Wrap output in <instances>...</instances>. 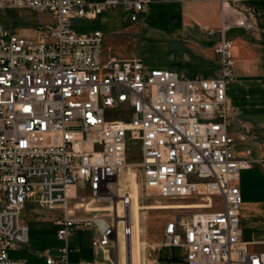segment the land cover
I'll return each mask as SVG.
<instances>
[{
  "label": "built area",
  "instance_id": "2783aa9c",
  "mask_svg": "<svg viewBox=\"0 0 264 264\" xmlns=\"http://www.w3.org/2000/svg\"><path fill=\"white\" fill-rule=\"evenodd\" d=\"M159 1L0 0V13L50 18L23 31L0 24V264H27L9 252L28 243L21 213L32 199L61 211L53 224L63 246L57 256L46 255V264H72L69 239L76 231L92 230L96 256L123 245L133 233L132 196L119 176L133 167L131 145L147 195L196 206L164 225L159 248L181 252V261L169 264H264V254L241 240L235 184L241 171L264 169V147L257 159L234 150L235 114L226 96L234 66L227 33L258 31L254 9L243 0H198L220 5L221 26L201 28L215 38V77L150 69L137 55L116 58L104 48L102 31L72 29L76 20L115 8L138 24Z\"/></svg>",
  "mask_w": 264,
  "mask_h": 264
},
{
  "label": "rangeland",
  "instance_id": "374dc122",
  "mask_svg": "<svg viewBox=\"0 0 264 264\" xmlns=\"http://www.w3.org/2000/svg\"><path fill=\"white\" fill-rule=\"evenodd\" d=\"M85 1L97 2L100 0ZM186 5L163 2L154 4L145 15L141 16L138 24L132 23L122 8H115L102 13L94 20H76L72 29L75 32L102 31L105 45L111 48L109 53L116 58L137 55L141 58L142 63L150 69H167L172 65L179 72H184V58L188 57L189 51L192 50H184L186 47L184 44H187L184 42L186 25H184L181 11L191 14L199 24L211 25L206 19L207 17H200L202 14L209 16L211 12L205 9L207 7L203 4L190 3V10H186ZM261 5L264 7V3ZM254 11L260 30V28H264V12L260 4ZM49 21L50 18L43 14L27 10L10 9L0 13V24L15 31H23L37 25L38 22ZM192 31L199 33L202 32V29L194 26ZM204 37L209 38L203 35L202 38ZM124 42L127 45H125V50H122L121 45ZM206 53L208 56L204 60V74L196 72V75L215 77L220 68L218 59H216L217 55L213 50H206ZM234 60L233 74L226 84L227 100L235 114L229 130L233 137L235 134L241 133L245 139L254 138L264 144V50H252L246 63L236 60V55H234ZM258 141L257 143H260ZM234 148L243 151L249 149L254 155L261 150L259 145L247 144L238 140L235 141ZM139 159L137 146H129L127 161L133 166L130 171L135 176L138 202L142 207H146L140 209V226L137 227L138 233L134 236L136 243L135 264H142L143 258L144 264H163L165 262L163 257L168 258L171 255H175L178 257V261H181V252L178 248H159V244L163 239L165 223L174 217L184 218V214H186L184 209L170 208V206L193 205L191 204L193 201L163 199L147 195L141 187L140 171L135 166ZM126 172L123 171L119 176L121 188H126L129 182ZM246 175L244 178L249 180L251 185L254 183L255 188L263 183L264 171L258 167ZM235 184L239 188L242 187L240 180ZM60 216V210L40 208L33 199L27 202L21 213V218L29 228L28 245L18 247L15 251H10L9 254L26 260L27 264H45L44 258L41 256L44 249H49L51 256H57V248L63 246V242L55 237L56 227L53 221ZM89 236L90 231H76L70 238L71 244L82 248L79 253L69 254V261L72 264H79L80 261L95 264L99 260L94 252L87 247ZM120 249V241H118L117 248L115 245L110 247V257L113 260H115L116 250L120 254Z\"/></svg>",
  "mask_w": 264,
  "mask_h": 264
},
{
  "label": "crops",
  "instance_id": "0c3cea01",
  "mask_svg": "<svg viewBox=\"0 0 264 264\" xmlns=\"http://www.w3.org/2000/svg\"><path fill=\"white\" fill-rule=\"evenodd\" d=\"M101 1L102 0L97 1V2H101ZM161 2L163 3H184V4H187L186 10H190V6H189L190 3L203 4L205 7H207L205 9L211 12L209 16H205L203 14L200 16L201 18L207 17L206 19L211 23V25H207V24L204 25V24H199L195 20V18H193L191 14L189 13L186 14V11H184V13L183 11H181V16L184 17V25H186L185 26L186 35H184V42L187 44H184L186 46L184 50H192V51H189L188 57L184 58V73L188 76H194L196 75V72H203L204 71V60L206 56H208L206 53V50L214 51L215 38L209 35H206L203 32L194 33L192 31V28L194 26H198L199 29L203 27L214 28V29L219 28L222 24L220 5L217 2L198 1V0H160L157 3H161ZM263 3H264V0H243L241 4L251 7L254 10H257V7L260 4V7L263 9V12H264V7L261 5ZM41 14L49 18V16L45 13H41ZM232 15H233V11L231 9L228 10L226 19L230 20ZM203 35L209 38L207 39L205 37L202 38ZM227 36L233 40V58H234V55H236V60L238 61H243L246 63V61H248V59L250 58V55L252 54V50H264V28H260V30H258L257 32L255 31V32H250V33L242 29H239V28H232L228 31ZM125 45H127V43L125 42L122 43L121 45L122 50H125ZM104 48L106 49L109 48V46L107 47L105 45V41H104ZM216 59H218V56H216ZM218 62H219V59H218ZM169 68L179 71L178 69H175L172 65H170ZM202 74H204V72ZM241 136H242L241 133L235 134L234 135L235 141L238 140L240 142H244L247 144L252 143L255 145H259L261 150L256 155L252 154V152L249 149H246L245 151H243V150H238L234 148V150L237 153L245 155L249 158L257 159L261 157L264 144H262L258 140H255L254 138L253 139L247 138V139L242 140ZM257 141L260 143H257ZM255 167H258L264 171V169L261 168L259 165H254L250 169L241 171L239 173V178H238V180L242 182V187H240V192L242 196V206L240 210L241 240L247 243V248L249 251L264 254V178H263V183L259 185L257 188H255L254 183H252L253 185H251L250 184L251 182H249V180H246L244 178L245 176H247L246 174L249 171L254 170ZM87 231H90V236L88 238L87 247L91 251H93L90 245L91 239L93 237V233H92V230H87ZM120 243H121L120 254L116 250L115 260H113L110 257V251H109L110 248H109L107 251L102 252L101 254H99V256H97L99 260H97L95 264H124L123 257H122L124 253V251L122 250V241H120ZM27 245L28 243L26 245L17 246L15 249H17L18 247H24ZM69 246H70L69 254L79 253L82 249L81 246H75L71 244L70 239H69ZM15 249L11 251L13 252L15 251ZM128 253H129V247H127V254ZM10 255L11 254H9V256ZM46 255H50L49 249H44L41 254V256L44 258L45 264H46ZM101 256H102V260L100 261ZM10 257L16 258V259H22V258L12 256V255ZM144 261L145 260L143 258L142 264H144ZM127 262L129 263V260ZM79 264H91V263L80 261Z\"/></svg>",
  "mask_w": 264,
  "mask_h": 264
},
{
  "label": "bare ground",
  "instance_id": "6f19581e",
  "mask_svg": "<svg viewBox=\"0 0 264 264\" xmlns=\"http://www.w3.org/2000/svg\"><path fill=\"white\" fill-rule=\"evenodd\" d=\"M127 177H128V184L126 185L127 188L130 190V194L132 196V206H131V218L133 222V233L130 238L125 240L122 245L123 253V262L124 264H135L134 260V254L136 252V243H135V235L138 233L137 227L140 226V218H139V212L140 209H145L146 207H142L140 203L138 202V190H137V184L135 182V176L132 171H128ZM170 208L175 209H190V208H196L194 205H188L185 206L183 204H176L170 206ZM127 247H129V253L127 254ZM129 260V263L127 262Z\"/></svg>",
  "mask_w": 264,
  "mask_h": 264
},
{
  "label": "trees",
  "instance_id": "16d2710c",
  "mask_svg": "<svg viewBox=\"0 0 264 264\" xmlns=\"http://www.w3.org/2000/svg\"><path fill=\"white\" fill-rule=\"evenodd\" d=\"M163 260H165V262L163 264H169L170 261H178V257H176L175 255H171L170 257H163Z\"/></svg>",
  "mask_w": 264,
  "mask_h": 264
}]
</instances>
